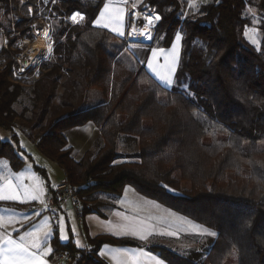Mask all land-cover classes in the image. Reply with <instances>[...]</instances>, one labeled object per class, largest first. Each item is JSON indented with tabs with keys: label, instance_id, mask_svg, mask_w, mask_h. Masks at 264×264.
I'll return each mask as SVG.
<instances>
[{
	"label": "trees",
	"instance_id": "trees-1",
	"mask_svg": "<svg viewBox=\"0 0 264 264\" xmlns=\"http://www.w3.org/2000/svg\"><path fill=\"white\" fill-rule=\"evenodd\" d=\"M106 2L25 0L22 8L32 6L36 15L20 18V0H0L8 14H17L21 37L30 39L39 3L44 4V16L53 18L54 41L53 55L21 79L14 78L22 51L14 48L16 39L10 41L13 50L0 49V126L12 132V140L0 139V159H8L14 170L25 166L16 133L22 128L66 171L82 202L83 221L91 211L101 213L99 203L91 204L98 195L118 196L130 185L220 234L191 256L147 245L167 264H226L234 253L238 264H264V0L255 4L263 13L260 47L245 36L251 24L245 15L248 0H205L183 19L180 0H147L157 12L148 17L162 16L157 32L167 27V44L178 29L185 33L183 70L206 100L204 109L185 93L163 86L145 66L130 67L111 52L118 36L95 24ZM77 12L85 19L73 24L69 17ZM197 39L203 41L202 51L189 57ZM92 89L101 92V100L82 107ZM90 122L102 142L76 159L66 132ZM121 136L138 142L129 159L118 149ZM249 218L251 227L243 230ZM88 243L90 253L72 239L61 243L56 232L54 255L71 253L75 264H109L98 255L104 244L146 245L108 234Z\"/></svg>",
	"mask_w": 264,
	"mask_h": 264
},
{
	"label": "crops",
	"instance_id": "crops-1",
	"mask_svg": "<svg viewBox=\"0 0 264 264\" xmlns=\"http://www.w3.org/2000/svg\"><path fill=\"white\" fill-rule=\"evenodd\" d=\"M146 3L147 0H127V3H124L123 0H107L105 3L109 5V8L118 7L126 11V14L123 15L124 19L121 22L123 32L126 36V42H132L127 38L132 11L131 6L135 4V6L139 7ZM99 14L96 20L99 18ZM98 26L103 27L102 25ZM106 29L113 32L110 27H107ZM75 130H88L90 134H95V137H97L96 140H94V143L98 142V144H101L102 142L101 133L98 127L94 123L90 122L84 126L75 127L66 132L67 139L72 147L73 145L70 140V134H72ZM8 140H12V135L10 139L5 141ZM89 141H91L90 138H87L86 142ZM33 142L36 144L34 139ZM119 142H122L125 146H129L131 143H137L136 140L126 136H121ZM38 150V152L36 151V156L38 157L40 164H37L30 158L27 160L23 157L25 159V166L21 170H14L8 159H0V196H11L15 194L14 199H0V236L6 237L7 235H11L12 239L19 241V237L24 235L26 232L39 231L43 237V233L47 232L48 229L51 228L53 230V234L48 236L46 240L42 239V246L52 247L54 251L46 257H41V259L46 260L47 264H54L55 248L53 240L56 236V232L59 239V225L61 220L63 221V224L64 221H66V224H64V231L69 239L66 241L59 239L60 242L67 243L72 239L76 245V240H79V238L77 233H75L77 232V229L75 227L76 223L73 217L74 208L72 203L70 201H66L56 210L49 208L52 198L51 188L54 183L58 182V179H49L47 174L44 176L36 168V166H39L42 169L45 166L52 169L54 168L51 165L52 163H44V158L42 156L45 155L39 148ZM25 151L26 150L24 149L23 152L25 153ZM122 155L127 156L129 154ZM63 171L67 177L66 171L64 169ZM25 190L27 191L26 195L24 194ZM33 197L36 198L33 199ZM98 197L97 202L94 200L91 204L96 205V203H99V210L101 213L98 211H91L85 214L84 217L83 224L85 225L86 235L84 230L81 229V245H83V247L89 242V238H93L101 234H108L116 238L135 239L146 245L130 246L106 243L100 248L98 255L109 264H154V262L149 259L150 255L156 256L161 261V264H167L158 253L149 249L147 245H156L158 242L165 240H177L180 233L177 232L176 229L180 227L177 224V226H174L175 222L173 221H176L177 223L185 222V219H183L185 216L154 199L142 195L130 185L125 186L122 193L118 196L108 193L98 195ZM37 213H39V215H37ZM117 213H120V215H117ZM125 216L127 219L124 218ZM140 221L143 222V225L150 226L149 230L152 231V235L149 236L146 241L139 239V232L143 230L142 225L139 223ZM73 224H75V226ZM78 224L77 228L79 229L81 225L79 222ZM131 229H136L137 235H132ZM168 231L175 232L176 235L170 237L159 234L160 232ZM25 242L27 243L29 240L26 239ZM212 242H210L209 245H211ZM196 247L197 244L193 245L191 248L196 251ZM140 250H143V252L148 255H141ZM101 252L103 255H100ZM0 264H3V256H0Z\"/></svg>",
	"mask_w": 264,
	"mask_h": 264
},
{
	"label": "rangeland",
	"instance_id": "rangeland-1",
	"mask_svg": "<svg viewBox=\"0 0 264 264\" xmlns=\"http://www.w3.org/2000/svg\"><path fill=\"white\" fill-rule=\"evenodd\" d=\"M180 1L182 4V8L180 9L179 17L181 19H183L186 16L192 15L195 12H197V10L200 8L202 2L205 0H180ZM257 1L258 0H248V6H247V9L245 11V15L250 18L251 24L249 26H247L246 31H245V36L252 45H254L256 47H260L262 45V42H263V35H262L261 29L259 28V26H260L262 18H263V13L255 5L257 3ZM45 2H48V0H45ZM23 3H25V0H23V2H22V0H20V4L18 5V8H19L18 17H20V18L26 17L27 15H29L30 18L34 17L36 15V14H34V8L32 6H29L27 8V11H26L22 8ZM53 4H54V2H53ZM31 7H32V9H31ZM131 8H132V6H131ZM38 9H39L38 13H37L38 18L35 21V23H33V25H32V27H33V39H30V38H22L21 34L19 33L18 29L16 28V23L19 20V18L17 17V14H14L13 12H10L8 14L5 11V9H3L0 6V27H1V29H0V47L3 46L6 49H12L10 41H12L13 39L14 40L16 39V42L14 44V48H16L18 46L20 49H22V51L18 55H21V56L23 55V57H24V58H22L23 60H25L27 58L29 60L30 55H31L30 45L36 39V36L41 35L43 37H46V39H47V51L44 54L45 57H41L39 60H37L34 63V65H37V66H39L42 61L49 59L53 55V50H54V41H53L52 34H51L53 18L50 16H44V13H45V5L44 4L39 3ZM51 10L52 9L50 7L49 12ZM102 11H104V8L102 9ZM117 11H119L122 15L126 14L125 13L126 11L121 9V8H118V7L109 8L108 13L101 20L100 25L103 26L104 23H108V27H110L111 30L114 27H119V29L121 31H123L122 23L117 25V24L110 23L108 21V16L115 15L117 13ZM137 12H140V11H137ZM149 15H147L145 23H147V18ZM70 17H69V20L73 24H76V22L77 23H79L81 21L83 22L85 19L84 18V19L80 20L81 17L80 18L77 17V21L73 22L70 19ZM130 17H131L130 21L132 22V11H131ZM98 19H100V14H99ZM143 22H144V20L141 19L140 24ZM159 22L153 21V25L156 24V26L154 28H153V25L149 26L152 30L151 36L153 37V39L149 40V41H141L140 42V41L132 40L134 42H126V36L125 35L123 37H121V36H119V34L117 32L113 31L114 33H116L118 38L111 45V48H110L111 52L118 55V58L123 59L130 67H137L138 64L140 66H145L147 68V70L155 77V75L147 67V61L149 59H151V49H153V48H164L166 51H169V54H170V48H171V44L174 40V36H175V34L179 33L182 37V40H181V44H180V56H179V62L177 64V72L172 77L173 78V86L168 87L165 84L161 83L156 77L155 78L163 86L170 88V89H176V90H179V91L185 93L189 98H191L194 102H196V104L198 105V107L200 109L206 108V106H207L206 100L203 97L199 96L193 90L194 80H193L192 75L189 72L183 70L184 61H185L183 53H184V48L186 47L185 42H184L185 33L181 29H178L173 34L171 40L167 44L168 39H169V36L167 34V27L166 26L161 27L157 32V25ZM130 25H131V23H130ZM128 29H129V27H128ZM2 30H4L5 33ZM155 36H156V38H154ZM127 38L129 39L128 36H127ZM148 42H150V43H148ZM52 43H53V45H52ZM51 45L53 46V48L51 47ZM201 45H203V41L201 39H197L196 41H194L191 48H190V52L188 53L189 57H193L197 53L202 51ZM49 47L52 48L51 52L48 51ZM18 55H16V58ZM17 61H18V59H17ZM164 63L165 62H164L163 56H160L157 59V61H154V64H156L158 66V70L162 73L167 72V69L164 67ZM35 75H36V77L38 76V69L36 70V72L33 76H35ZM101 98H102L101 92L98 89H92L88 92V95L85 98V100L82 104V107L94 106L95 104H97L99 102V100H101ZM16 133L18 134V137H19L20 146L22 147L23 150L24 149L26 150L24 153L23 150L20 149L19 150L20 155L27 160H28V158H30L34 162H36L37 164H40L39 163L40 161L38 160V157L36 156V151L38 152L39 150H38L36 144L33 142V139L31 137H29L22 128L17 127ZM34 133L35 132H33V134ZM11 135H12L11 131H9L5 128H2L0 126V138L1 139H3V140L10 139ZM87 138L88 139L90 138L91 141L86 142ZM96 138L97 137H95V134H92V133L90 134V132H88V130H82V131L81 130L80 131L75 130L72 132V134H70V140L72 141L73 149L75 151V156L77 159H81L84 156L86 150H88L90 148H92V149L96 148V146L98 144V142L94 143V140H96ZM138 148H139L138 142L137 143H131L129 146L123 145L122 142H119V144H118V149H119L120 153L129 154L127 156L125 155L126 157L123 159H126V158L130 157L131 155H135V153L138 151ZM42 157L44 158L43 159L44 163L45 162L52 163L51 165L54 167L53 169L46 167V166L43 167L45 173L47 174V177L49 176V179L52 178V180L58 179L57 183L65 181L67 177L65 176L63 169L57 163H55L53 160H51L50 158H47V156H42ZM123 159H120V160H123ZM132 159H135V158H132ZM73 217H74L76 226H75V224H73V225L77 229V232H75V233H77L79 241L81 242V239H82L81 229L84 230L85 235H86L85 225L82 224L81 227H79V229H78L77 226L79 224H78V220H77V216H76L75 212H74ZM180 217H183V216H180ZM183 219H185L184 220L185 222H182V223H177L176 221H173V222H175L174 226L179 225V227H180V228L176 229V231L180 233V236L177 240H170V241L165 240V241L158 242L156 245L168 247V248H170L174 251H177L178 253L186 255V256H191V253L194 251L193 248H191V247H193V245L197 244V247L195 248L196 251L197 250H204L205 251L206 248H209L210 242H212V240H214L215 238H211V237H208L207 235L200 234V231H199L201 227H206V226H204V225H202V224H200L194 220H191L189 218L183 217ZM64 224H66V221H64ZM206 228H208V227H206ZM226 264H238L237 253H234L229 258V260L227 261Z\"/></svg>",
	"mask_w": 264,
	"mask_h": 264
},
{
	"label": "snow or ice",
	"instance_id": "snow-or-ice-1",
	"mask_svg": "<svg viewBox=\"0 0 264 264\" xmlns=\"http://www.w3.org/2000/svg\"><path fill=\"white\" fill-rule=\"evenodd\" d=\"M23 2V0H22ZM124 3H127V0H123ZM133 7H135V4H133ZM31 11V10H30ZM109 11V5H104V11L100 12V19H97L95 23L97 25L101 24V20L106 16V14ZM80 13H74L70 19L73 22L77 21V16H79ZM138 15V14H137ZM124 17L123 15L117 11V13L113 16H108V21L113 24H120L123 21ZM161 19L160 15H156L154 17H148L147 18V26L144 28L143 31L137 33L136 29L133 27L132 32L129 33V36L134 35H141L145 38L152 40L153 37L150 35L149 32V26L153 25V21H159ZM131 23V21H130ZM104 28L108 27V23L103 24ZM112 31L117 32L119 36L123 37L125 33L119 29V27H114ZM182 37L179 33L175 34L174 40L171 44L170 48V54L169 51H166L164 48H153L151 49V59L147 61V67L151 70V72L155 75V77L163 84H165L168 87L173 86V75L177 72V64L179 62V56H180V44H181ZM49 52L52 51V48L49 47ZM163 56L164 59V67L167 69L166 73H162L158 70V66L154 64V61H157V59ZM23 71V69H21ZM167 187V185H165ZM170 191H174L173 189H169ZM25 195L27 194V191L25 190ZM15 194L11 196H0V199H14ZM36 197H33L35 199ZM39 215V213H37ZM117 215H120V213H117ZM127 219V217H124ZM142 225L143 230L139 232V239L142 241L148 240L149 236L152 235V231H150V226L143 225V222H139ZM249 223L251 224L250 218L243 221V230L250 229ZM18 231V230H17ZM74 231V230H73ZM200 234L207 235L211 238H218L219 233L215 230H210L206 227L200 228ZM59 239L60 240H68L69 237L65 234L64 231V224L61 220V223L59 225ZM53 234V230L51 228L48 229L47 232L43 233V237L41 236L39 231H29L26 232L24 235H21L19 237V241L12 239L11 235L0 236V256H3V264H47V261L44 259H41V257H46L50 253L54 251L52 247H45L42 246V239L46 240L48 236H51ZM128 234V233H126ZM132 235H137L136 229H131ZM160 235H167V236H175V232H160ZM26 239L29 240V242H25ZM76 246L78 248H83V245H81V242L79 240H76ZM141 255H148L147 253H144L143 250H140ZM100 255H103L101 252ZM149 259L154 262V264H161V261L154 255H150Z\"/></svg>",
	"mask_w": 264,
	"mask_h": 264
},
{
	"label": "built area",
	"instance_id": "built-area-1",
	"mask_svg": "<svg viewBox=\"0 0 264 264\" xmlns=\"http://www.w3.org/2000/svg\"><path fill=\"white\" fill-rule=\"evenodd\" d=\"M137 11H140V12L138 13ZM153 13H156V8L152 7L148 3L143 4L139 7H136V6L133 7L132 5V22L128 29V37L130 40H135L133 39V37L129 36V33L131 32V28L134 25L145 26L147 15L153 14ZM84 18H85V13H81L80 20ZM141 19L144 20V22L140 24ZM155 26L156 24L153 26V28ZM2 31L5 33L4 30ZM22 58H24L23 55L17 56L18 65L16 68H14V78L15 79H21L22 77H26L31 66H34V64L33 65L27 64L28 58L25 60H23ZM21 69H23V71H21ZM51 189H52V198L50 201L51 203H50L49 208L56 210L66 201H70L73 205L74 212L77 216V220L80 223V225H82L83 224V205L77 194V190L71 185L69 180L66 179L63 182L54 183ZM83 248L85 249L86 253H90L92 249V245L90 243H86ZM54 264H75V257L71 253H68V252L56 253L54 256Z\"/></svg>",
	"mask_w": 264,
	"mask_h": 264
},
{
	"label": "bare ground",
	"instance_id": "bare-ground-1",
	"mask_svg": "<svg viewBox=\"0 0 264 264\" xmlns=\"http://www.w3.org/2000/svg\"><path fill=\"white\" fill-rule=\"evenodd\" d=\"M77 17L80 18L81 14L79 16H77ZM146 26H147V24H145V26L134 25L133 27L136 29V32L139 33L141 31H143ZM133 27L131 28V32H132ZM149 32H150V35H151L152 30H151L150 27H149ZM131 37H133V39L138 40V41H149V39H147V38H145L144 36H141V35H134V36H131ZM46 51H47V39H46V37H43L41 35H37L36 39L34 40V42H32L31 45H30L31 55L29 54L30 55V59L27 61V64L28 65H33L41 57H45L44 54H45Z\"/></svg>",
	"mask_w": 264,
	"mask_h": 264
},
{
	"label": "clouds",
	"instance_id": "clouds-1",
	"mask_svg": "<svg viewBox=\"0 0 264 264\" xmlns=\"http://www.w3.org/2000/svg\"><path fill=\"white\" fill-rule=\"evenodd\" d=\"M251 226V224L249 223V227Z\"/></svg>",
	"mask_w": 264,
	"mask_h": 264
},
{
	"label": "water",
	"instance_id": "water-1",
	"mask_svg": "<svg viewBox=\"0 0 264 264\" xmlns=\"http://www.w3.org/2000/svg\"><path fill=\"white\" fill-rule=\"evenodd\" d=\"M135 41H138V40H135ZM141 42V41H140Z\"/></svg>",
	"mask_w": 264,
	"mask_h": 264
}]
</instances>
